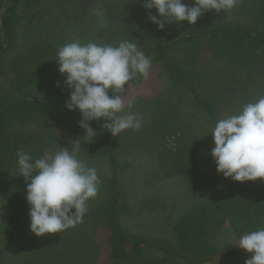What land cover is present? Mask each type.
<instances>
[{"label":"rangeland","instance_id":"rangeland-1","mask_svg":"<svg viewBox=\"0 0 264 264\" xmlns=\"http://www.w3.org/2000/svg\"><path fill=\"white\" fill-rule=\"evenodd\" d=\"M0 3L4 9L7 0H0ZM133 3L134 0H32L28 5L22 0L14 19V50L0 62V106L13 107L20 98L49 97L51 92L46 88L49 86L46 82L55 75L62 76L55 57L66 43L79 40L82 44L95 42L118 46L117 34L127 26L122 8L125 7L129 14ZM235 16L238 19V14ZM135 21L137 30L143 27V18ZM98 33L108 40L103 41ZM138 33L136 38L128 41L136 43L140 49L144 45L140 36L144 33ZM172 51L173 60L197 73L201 91L214 90L219 94L214 111L209 113L197 104V89H185L184 92L171 89L162 62L149 55L152 59L149 79L133 78L122 94L125 112L136 113L141 119L139 130L127 129L114 137L101 118L88 122L97 135L93 140L85 141L78 109H52L43 113L32 108L24 113L23 108L20 112L16 106L8 113L6 129L13 136L17 135L18 145L12 156L0 155L3 165L15 163L17 167L18 150L28 152L36 159L63 147L71 150L76 141H80L78 158L97 170L99 191L87 202L88 211L83 221L61 233L51 234L58 248L64 250V255L55 256H51L52 249L47 251V259H53L54 264L64 261L66 264L115 263L119 256L115 249L118 243L111 242L105 213L97 209L98 205L103 208L108 204L112 193L109 186L114 188L119 202L116 209L118 224L123 234L128 235L119 250L135 261L158 257L163 258V264H231L229 261L245 264L253 255L236 245L248 232L239 230L238 223L231 225L228 219L205 235L212 246L208 253L199 245H194L193 251L187 250L176 225L182 216L196 211L201 205H209L217 191L232 186L230 178H224L217 171L211 156L215 145L210 132L218 120L237 114L245 104L264 96V79L257 80L259 89L252 91L254 96L246 92V97L240 94L233 99L227 86L229 69L225 70V78L220 82L218 75L221 76L224 67L220 68L222 64L215 58L212 60L202 47L194 50L186 46ZM129 102H132L130 109L127 108ZM181 132L198 146L202 145L210 158L207 164L193 167L196 171L193 185L181 171L180 159L172 158L182 145ZM110 155L116 161L115 166L111 164ZM112 178L113 183L110 182ZM260 181L264 190V178ZM8 197L0 193V264L32 263L39 237L30 230V205L25 202L26 211L21 210V203L13 206ZM56 258L59 259L55 261Z\"/></svg>","mask_w":264,"mask_h":264},{"label":"trees","instance_id":"trees-1","mask_svg":"<svg viewBox=\"0 0 264 264\" xmlns=\"http://www.w3.org/2000/svg\"><path fill=\"white\" fill-rule=\"evenodd\" d=\"M30 1L32 0H26V3L28 4ZM182 2L189 6L193 5V0H182ZM19 3H22V0H7L4 9H2L3 4L0 3V62L14 50V19L17 7L20 6H18ZM143 3L144 0H134L130 6L132 11L129 14L125 12V7L122 8L127 26L119 30L118 41L116 42L132 40L139 34L138 31H143L144 35L140 38H142L144 45L140 50L146 56L153 55L162 62L169 77L171 89L178 88L181 92H184L185 89L191 91L197 89L198 91L195 92L197 104L209 113L214 111V104L220 99L219 94L214 90L201 91L197 73L173 60L172 57V49L174 48L187 46L198 50L202 47L212 60L215 58V61L222 64L220 68L224 67L220 73L221 76L218 75L220 82L225 78V70L229 69V72L227 71L229 76L227 86L231 98L240 94L246 97L247 93L254 96L252 91L259 89L256 84L257 80L264 79V0H240L236 7L229 11H221V13H217L215 10L206 11L198 18L195 25H190L187 21L166 22L164 29H159L157 24L148 18L149 10L143 6ZM150 11L158 19L160 18L156 9L153 8ZM237 14L238 19L235 16ZM139 18H143L144 25L137 30L135 20ZM145 29L146 32H144ZM98 34L103 37L102 33ZM106 40L108 39L103 37V41L106 42ZM115 45L117 46V44ZM17 53L18 51L15 54ZM65 79L66 74L53 76L46 82L49 85L46 88L51 92L49 97L42 99L20 98L19 103L13 107L17 106L16 110L19 111L23 108L24 113L32 108L43 113H46L47 110L50 112L52 109L57 111L67 109L66 101L70 98L71 90L64 83ZM57 81L60 82L59 87ZM13 107L10 105L0 106V155L2 157L12 156L16 151L15 146L18 145L17 135L13 136L6 129L8 113ZM189 137L181 132L179 139L182 145L177 151L179 153L173 154L174 157L172 158L173 160L180 159V165L183 168L181 171L187 175L193 185L196 178V171L193 170V167H199V165L208 162L210 158L206 155L203 146H198L193 140L190 141ZM110 159L112 166H115L116 161L111 155ZM35 174L33 173V175ZM112 180L113 178L110 179V182L113 183ZM230 180L232 186L217 191L215 198L209 205H201L194 211L195 213L191 212L178 220L176 229L179 232V237L185 242L184 246L187 250L193 251L194 245H199L202 251L208 253L212 246L205 235L210 233L209 230L214 231L216 226L220 227L222 221L225 222L226 219L233 226H237L238 223L239 230L247 232L264 228V190L260 178L245 182L234 181L231 178ZM28 183L30 180L26 181L20 175L15 163H6L5 165L0 163V193L8 195L13 206L17 207L20 202V209L24 211H26L27 206L25 202H27L26 185ZM109 188H111L112 193H110L108 204H104L105 207L103 208H98V205L97 209L103 214L105 213V224L109 227L108 230L112 235L111 242L114 245L118 243L115 249L118 250L119 256H116L114 264H163V258L137 259L135 261L136 259H131L130 256L119 250L122 241L128 235L123 234L124 232L118 224L116 209L119 202L116 201L114 188L112 186ZM50 249L53 250L51 256H55V254L64 255V250L58 248L57 242L51 234L39 236L32 254L31 260L33 261L27 263L54 264L53 259H47V251ZM69 251L67 254L65 253L66 257ZM58 259L56 258L55 261ZM66 262L57 263L66 264ZM229 263L239 264L235 261H229ZM193 264L197 263L193 262Z\"/></svg>","mask_w":264,"mask_h":264},{"label":"clouds","instance_id":"clouds-1","mask_svg":"<svg viewBox=\"0 0 264 264\" xmlns=\"http://www.w3.org/2000/svg\"><path fill=\"white\" fill-rule=\"evenodd\" d=\"M239 2L193 0L189 6L182 0H144L143 6L149 10L148 18L164 29L166 22L187 21L195 25L206 11H229ZM153 8L159 19L151 13ZM55 58L58 71L66 74L64 83L71 90L66 107L80 111L85 141L97 135L88 123L92 120L103 118L104 126L114 137L127 129L142 127L136 113L125 112L122 95L133 78L150 77L152 59L136 43L124 40L113 46L76 40L61 46ZM131 107L129 102L127 108ZM210 133L215 145L211 156L224 178L239 182L264 178V96L245 104L237 114L218 120ZM80 143L76 141L71 150L63 147L36 159L28 152H17L20 175L30 180L26 185L30 230L38 237L61 233L81 223L88 211L87 202L98 194L97 170L77 156ZM236 245L253 253L245 264H264V228L243 234Z\"/></svg>","mask_w":264,"mask_h":264}]
</instances>
